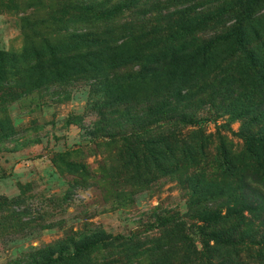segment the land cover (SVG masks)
<instances>
[{"label":"rangeland","instance_id":"obj_1","mask_svg":"<svg viewBox=\"0 0 264 264\" xmlns=\"http://www.w3.org/2000/svg\"><path fill=\"white\" fill-rule=\"evenodd\" d=\"M259 1L0 0V264H264Z\"/></svg>","mask_w":264,"mask_h":264},{"label":"trees","instance_id":"obj_2","mask_svg":"<svg viewBox=\"0 0 264 264\" xmlns=\"http://www.w3.org/2000/svg\"><path fill=\"white\" fill-rule=\"evenodd\" d=\"M260 1L259 0H245V2L243 4H245V9L242 12H239V20L237 22V26L236 29L238 34V38L240 41V47L244 48L245 51H247V47H246V43L245 41L247 40V38L249 37V26H251V21H252V10L254 8V5H257ZM234 35L231 36H224L225 40H230L233 38ZM205 50L202 52L201 56L200 54L198 55L197 59L194 61H202V62H206L207 58L206 57V53L209 52V47H210V43H205L204 44ZM246 47V48H245ZM187 50V51H186ZM192 49H183L181 52L179 53H174L171 54V59L173 61H183L185 63H187V61L189 59H191L190 57H192ZM196 55V54H195ZM253 54H250V59L254 60L255 56H251ZM195 59V58H193ZM171 64L172 62L169 61L167 62V64ZM159 67H161V65H158L157 62H154L151 66H149V69L151 70H157ZM182 122H186V123H197V121L189 119V118H182L181 119ZM197 124L203 125L205 124V121H200ZM255 196L258 197V192H256L255 190L253 191ZM263 201L262 204L264 205V195H261L260 197ZM254 206V205H253ZM255 206H259L258 203L255 204ZM162 223H164L167 228H172L171 226H169V223L171 221H173V218H166V219H161ZM203 234H204V228L201 227L199 228ZM205 237H210V239H212L211 241L214 242H220V234L219 233H215L213 232L212 234H204ZM112 236L106 231V230H102V229H98L95 228V230L86 236H83L79 241L74 242L71 241L70 243H66L65 245H60V247L57 250L51 249L47 252V255L53 256L55 254H58V258L60 260H67V259H71V258H76V257H83L84 255L89 254L91 251L99 248V247H103V246H109V243L111 242ZM71 246V247H70ZM73 248V251L70 252V249Z\"/></svg>","mask_w":264,"mask_h":264}]
</instances>
